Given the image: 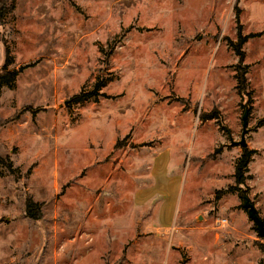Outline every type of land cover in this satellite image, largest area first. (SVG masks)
<instances>
[{
    "label": "rangeland",
    "instance_id": "obj_1",
    "mask_svg": "<svg viewBox=\"0 0 264 264\" xmlns=\"http://www.w3.org/2000/svg\"><path fill=\"white\" fill-rule=\"evenodd\" d=\"M21 66L0 87V264H264L242 199L264 219V0H14L0 71ZM165 148L183 174L168 229L135 198Z\"/></svg>",
    "mask_w": 264,
    "mask_h": 264
},
{
    "label": "crops",
    "instance_id": "obj_2",
    "mask_svg": "<svg viewBox=\"0 0 264 264\" xmlns=\"http://www.w3.org/2000/svg\"><path fill=\"white\" fill-rule=\"evenodd\" d=\"M171 152L169 148L157 150L153 153L147 170V180L135 191L136 203L145 212V215L152 213L154 208V224L168 229L177 222V203L183 182V174L172 172L170 169ZM155 198H159L158 203L152 205ZM153 217L143 221L144 225H149ZM158 221V222H157Z\"/></svg>",
    "mask_w": 264,
    "mask_h": 264
},
{
    "label": "trees",
    "instance_id": "obj_3",
    "mask_svg": "<svg viewBox=\"0 0 264 264\" xmlns=\"http://www.w3.org/2000/svg\"><path fill=\"white\" fill-rule=\"evenodd\" d=\"M13 1L14 0H0V26L5 23V17L7 13H9L12 10ZM253 34L254 33L245 35V34H242V32L239 30L238 35H237V40L233 44V47L238 55V62L236 63V66H235L236 68H235V73H234L235 79L237 82L238 92H240L242 96L244 95L248 96L249 101H251V92L247 91L248 81H247L246 75L248 72V64L244 63V58H245L244 43L246 42L247 38L249 36H252ZM22 68L23 66H21L17 70L16 69L7 70L5 67L2 68V70L0 71V87L4 83H10L14 81L19 70ZM103 85H104V81L96 83V85L90 91H88L85 95H83L81 99H86L89 96L97 95L98 93H100L99 92L100 88ZM202 118H204L203 115H202ZM253 153H254L253 150L248 149L247 147L244 146L242 148L241 154L237 157L235 161L233 175L235 178V183L238 186L245 185L246 183V173L248 171V165H249L250 160L252 159ZM0 162L7 165L8 169L12 168V163L10 161H7L1 155H0ZM219 196L220 195H217V198H219ZM26 212L28 216L38 219L41 213L40 205L37 204V202H34L32 198H27L26 199Z\"/></svg>",
    "mask_w": 264,
    "mask_h": 264
},
{
    "label": "water",
    "instance_id": "obj_4",
    "mask_svg": "<svg viewBox=\"0 0 264 264\" xmlns=\"http://www.w3.org/2000/svg\"><path fill=\"white\" fill-rule=\"evenodd\" d=\"M246 111L244 112L243 116H242V127H243V132H242V140L237 142L239 143L241 146H245L246 142L244 140V134L246 133L247 129V119H246ZM243 199V206L247 208L248 214L249 216L255 221L256 225H257V229L259 231V234L264 238V221L262 218L259 217V215L257 214L256 208L253 205V203L250 202L249 198L246 196H242Z\"/></svg>",
    "mask_w": 264,
    "mask_h": 264
}]
</instances>
